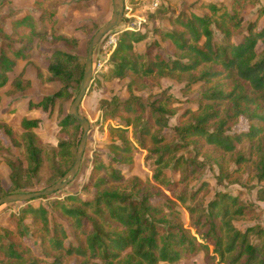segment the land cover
I'll return each mask as SVG.
<instances>
[{"label":"trees","instance_id":"obj_1","mask_svg":"<svg viewBox=\"0 0 264 264\" xmlns=\"http://www.w3.org/2000/svg\"><path fill=\"white\" fill-rule=\"evenodd\" d=\"M46 1L35 0V5L41 8ZM250 7H256L252 18L246 15ZM122 21L127 28L118 35L108 74L126 82L128 96L100 102L102 123L117 138L106 146L107 160L94 157L83 193L47 202L44 196L10 212L11 228L0 225V264H176L199 251L207 264H264V215L228 191L216 192L204 208L188 204L209 191L206 182L194 191L189 186L205 166L213 170V160L220 183L245 169L264 181V4L198 2L169 16L166 30L154 29L155 38L143 53H136L134 45L146 34ZM11 25L6 31L0 23V87L52 29L45 11L38 18L13 19ZM84 63V56L54 49L46 69L50 84L61 85L28 108L51 114L56 103L71 100L69 88L78 92ZM162 79L183 82L189 97L178 100L161 90ZM12 84L22 89L19 82ZM174 116L177 123L170 126ZM241 117L248 121L247 130L231 133ZM0 127L21 152V158L5 159L10 187L0 180V197L32 191L44 163L52 181L71 167L81 130L66 111L60 112L57 143L50 150L36 139V119L22 116L19 132L7 124ZM167 128L171 139L163 132ZM138 152L145 153L150 166L148 183L127 177L120 167H131ZM231 165L236 168L230 170ZM256 196L264 200V187ZM173 199L192 215L188 228L169 218L176 212ZM246 218L261 223L245 231L233 225Z\"/></svg>","mask_w":264,"mask_h":264},{"label":"rangeland","instance_id":"obj_2","mask_svg":"<svg viewBox=\"0 0 264 264\" xmlns=\"http://www.w3.org/2000/svg\"><path fill=\"white\" fill-rule=\"evenodd\" d=\"M201 1L213 2L219 6L228 5L231 2V0H158L157 7L150 9L147 0H124L127 8L126 13L130 16L126 18L129 20L128 28H134L146 34L144 41L134 45V51L143 53L149 43L155 38L154 29L161 28L166 30L168 28L167 18L169 16L177 15ZM260 4H264V0H260ZM43 11L50 18L52 29L48 31L47 39L36 40L37 42L34 43V48L29 58L25 62H19L15 73L8 74L6 85L0 87V125L7 124L19 132V123L22 116L25 115L29 119H36L38 120V127L33 130L36 139L42 143L45 149L50 150L57 143L56 132L60 112L66 111L68 113L77 89L74 86L70 87L69 92L74 97L69 101L56 103L51 114L42 111L40 108H28L29 102H37L45 95H52L61 85L59 82L54 85L50 84L49 74L46 69L48 57L54 49L85 57L87 45L92 34L111 18L112 4L111 0H47L41 5V8H38L35 5V0H6L0 6V23L6 31H10L13 19L22 18L27 14L38 18ZM255 12L256 7H250L246 15L252 18ZM126 23L122 21L119 27L108 33L93 52L96 72L93 73L92 83L79 107L80 114L89 121V132L79 171L67 187L49 195V198L44 199L43 202L55 199L62 200L67 194L83 193L81 189L88 180L94 157L98 156L106 161L108 156L106 146L112 140L116 141L117 139L110 132L107 122L102 123L100 102L112 97L124 100L128 96L126 82L118 81L108 74L111 55L116 47L113 42H110V39H113L117 44L118 35L127 28ZM36 27L39 30L41 29L38 23ZM15 81L21 84L22 89H17L13 86L12 82ZM183 87V82H176L171 79L161 80L160 89L166 90L178 100H184L189 97L184 94ZM154 92H158V90L155 89ZM134 93L143 97L147 96L143 91L135 90ZM177 106L182 108V105ZM176 123L177 119L174 116L169 124L174 126ZM247 128L248 121L241 117L234 125H231L230 132L238 133L247 130ZM163 132L167 138L171 139L173 137L170 128L165 129ZM0 137L3 140V143L0 142V180L3 187L8 189L10 187V168L5 159L15 160L21 158V152L20 147L18 148L3 133L1 127ZM181 152L186 153L187 150L184 149ZM144 154V152L135 153L131 167L127 165H121L120 167L127 177L134 176L148 183L151 178V172L149 163L143 159ZM211 164L213 170L209 169V166H205L201 176L189 186L190 191H194L201 186L202 182H206L209 185V191L207 193L200 192L195 199H188L189 206L204 208L207 202L213 199L216 192L228 191L236 195L247 208L254 210L255 214L264 215V200H259L256 196L257 188L264 187V181H257L248 169H245L241 172L238 170L233 171L230 179L220 183L216 177L218 165L214 164V160L211 161ZM234 168L236 167L231 165L230 170ZM234 178L236 181L229 182V180L233 181ZM50 180L52 181V177L48 173L46 163H44L40 171V177L31 190L43 189L55 181L49 182ZM173 200L176 202V212L169 214V218L174 222L180 223L184 228H188L193 218L192 215L177 200ZM19 204L22 203H9L0 207L1 226L8 229L11 228L12 225L7 216L10 212L17 211ZM257 223H261V219L246 218L233 221V225L240 231H245ZM176 264L207 263L204 253L199 251L196 255L184 258Z\"/></svg>","mask_w":264,"mask_h":264},{"label":"water","instance_id":"obj_3","mask_svg":"<svg viewBox=\"0 0 264 264\" xmlns=\"http://www.w3.org/2000/svg\"><path fill=\"white\" fill-rule=\"evenodd\" d=\"M5 1L6 0H0V6H2ZM111 4V18L92 34L88 42L80 86L68 109V115L76 120L80 124L81 128V135L76 147L75 157L71 167L58 180L46 186L42 190L30 192H15L0 197V207L4 204L24 203L39 199L44 196L52 195L55 192L61 191L62 189L67 187L76 177L81 165L89 132V121L80 114L79 107L93 80V52L96 46L103 39V37H105L115 28L119 27L123 19V12L125 7L124 0H111Z\"/></svg>","mask_w":264,"mask_h":264},{"label":"built area","instance_id":"obj_4","mask_svg":"<svg viewBox=\"0 0 264 264\" xmlns=\"http://www.w3.org/2000/svg\"><path fill=\"white\" fill-rule=\"evenodd\" d=\"M147 4L149 5V8H150V9H154V8H156L157 5H158V0H147ZM126 10H127V8L124 7V11H125V12H123V18H129V17H130L129 14L126 13ZM103 38H104V37H103ZM100 42H101V41H100ZM110 42H113L114 45H116V42H115L113 39H110ZM94 72H96V64H95V60H93V73H94Z\"/></svg>","mask_w":264,"mask_h":264}]
</instances>
